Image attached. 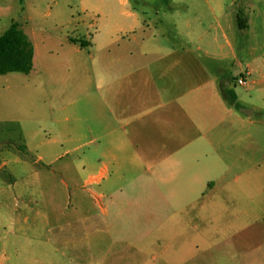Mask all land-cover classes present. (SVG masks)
I'll use <instances>...</instances> for the list:
<instances>
[{"label":"crops","instance_id":"1","mask_svg":"<svg viewBox=\"0 0 264 264\" xmlns=\"http://www.w3.org/2000/svg\"><path fill=\"white\" fill-rule=\"evenodd\" d=\"M103 4L116 16L105 23L111 30L92 39L95 49L71 38L59 46L25 32L35 48L27 76L38 70L64 74V89L57 92L65 103L64 149L50 163L65 161L77 173L62 179L70 198L72 190L94 189L111 201L136 192L143 199L177 200V214L212 217L216 225L217 217L229 213L233 192H264V147L248 142L247 129L256 124L258 107L246 105L237 84L240 74L249 73L240 87L257 86L251 70L264 47L242 40L247 33L259 39L264 0ZM48 53L59 61L47 66ZM42 84L23 87L42 94ZM34 128L24 131L25 149ZM24 166L20 156V171Z\"/></svg>","mask_w":264,"mask_h":264},{"label":"rangeland","instance_id":"2","mask_svg":"<svg viewBox=\"0 0 264 264\" xmlns=\"http://www.w3.org/2000/svg\"><path fill=\"white\" fill-rule=\"evenodd\" d=\"M111 1L0 0V36L17 22L59 46L71 38L95 49L92 39L111 30L105 23L116 16L103 4ZM258 34L253 40L247 33L242 42L264 47V25ZM59 59L44 55L47 66ZM252 68L257 86L238 88L247 106L258 107L256 124L247 126L248 142L264 147V50ZM33 81L43 82L42 94L23 87ZM63 89L60 72L0 75V166L7 164L0 171V264H264V192H233L229 213L216 218V228L212 217L177 214V200L134 192L111 201L94 189L72 190L70 198L62 179L77 173L65 161L50 163L64 149L65 103L57 96ZM32 126L28 150L24 131ZM20 156L28 164L21 171ZM253 223L259 225L243 229Z\"/></svg>","mask_w":264,"mask_h":264},{"label":"trees","instance_id":"3","mask_svg":"<svg viewBox=\"0 0 264 264\" xmlns=\"http://www.w3.org/2000/svg\"><path fill=\"white\" fill-rule=\"evenodd\" d=\"M73 42L78 43L76 40ZM34 55L33 42L22 29L21 24L14 22L0 36V75H30L34 70ZM226 98L232 103L235 102L232 93H226Z\"/></svg>","mask_w":264,"mask_h":264},{"label":"built area","instance_id":"4","mask_svg":"<svg viewBox=\"0 0 264 264\" xmlns=\"http://www.w3.org/2000/svg\"><path fill=\"white\" fill-rule=\"evenodd\" d=\"M249 77V73H242L237 78V84L239 86H245L247 84V78Z\"/></svg>","mask_w":264,"mask_h":264},{"label":"water","instance_id":"5","mask_svg":"<svg viewBox=\"0 0 264 264\" xmlns=\"http://www.w3.org/2000/svg\"><path fill=\"white\" fill-rule=\"evenodd\" d=\"M246 113L248 112L249 114L251 113L250 111H245Z\"/></svg>","mask_w":264,"mask_h":264}]
</instances>
